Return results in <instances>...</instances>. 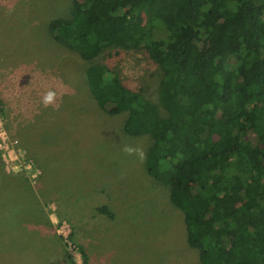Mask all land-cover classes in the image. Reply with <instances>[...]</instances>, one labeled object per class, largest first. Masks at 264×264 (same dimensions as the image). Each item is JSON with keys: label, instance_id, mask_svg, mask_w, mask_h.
<instances>
[{"label": "trees", "instance_id": "obj_1", "mask_svg": "<svg viewBox=\"0 0 264 264\" xmlns=\"http://www.w3.org/2000/svg\"><path fill=\"white\" fill-rule=\"evenodd\" d=\"M64 14L47 31L85 61L95 106L151 138L145 171L198 263L264 264V0H68ZM125 50L156 66V101L94 62Z\"/></svg>", "mask_w": 264, "mask_h": 264}, {"label": "rangeland", "instance_id": "obj_2", "mask_svg": "<svg viewBox=\"0 0 264 264\" xmlns=\"http://www.w3.org/2000/svg\"><path fill=\"white\" fill-rule=\"evenodd\" d=\"M67 2L0 0V264H199L166 189L123 151L147 152L151 138L95 106L85 61L47 31ZM94 62L156 101L158 70L141 51Z\"/></svg>", "mask_w": 264, "mask_h": 264}, {"label": "clouds", "instance_id": "obj_3", "mask_svg": "<svg viewBox=\"0 0 264 264\" xmlns=\"http://www.w3.org/2000/svg\"><path fill=\"white\" fill-rule=\"evenodd\" d=\"M56 92L54 90H49L45 93V95L43 96L42 98V104L45 106V107H48L50 106L51 104H53V102L55 101L56 99ZM123 151L127 154V155H134V156H137L138 158H140L141 160L145 158L146 156V151L140 147V146H129V145H126L124 148H123Z\"/></svg>", "mask_w": 264, "mask_h": 264}, {"label": "built area", "instance_id": "obj_4", "mask_svg": "<svg viewBox=\"0 0 264 264\" xmlns=\"http://www.w3.org/2000/svg\"><path fill=\"white\" fill-rule=\"evenodd\" d=\"M63 235V234H62Z\"/></svg>", "mask_w": 264, "mask_h": 264}]
</instances>
